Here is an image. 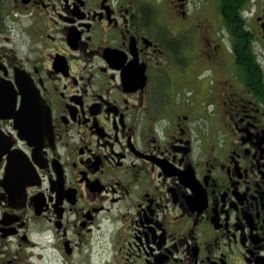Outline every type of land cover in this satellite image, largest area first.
Instances as JSON below:
<instances>
[{"label": "flooded vegetation", "instance_id": "af4514ba", "mask_svg": "<svg viewBox=\"0 0 264 264\" xmlns=\"http://www.w3.org/2000/svg\"><path fill=\"white\" fill-rule=\"evenodd\" d=\"M2 114L0 264H264V0H0Z\"/></svg>", "mask_w": 264, "mask_h": 264}, {"label": "water", "instance_id": "95a60500", "mask_svg": "<svg viewBox=\"0 0 264 264\" xmlns=\"http://www.w3.org/2000/svg\"><path fill=\"white\" fill-rule=\"evenodd\" d=\"M28 106H30V102L28 103V102H26V104H25V110H27L28 109ZM4 109H1V111H3ZM6 112V111H5ZM0 117H5V118H7V117H12V116H10V115H8V114H2V115H0ZM21 131V130H20ZM20 135H21V137H23V138H29V136L27 135V134H25V133H22V132H20Z\"/></svg>", "mask_w": 264, "mask_h": 264}]
</instances>
